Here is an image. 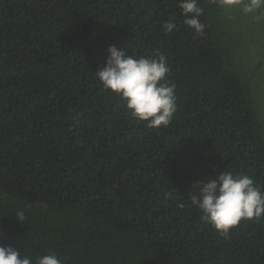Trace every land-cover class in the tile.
Returning <instances> with one entry per match:
<instances>
[{
  "label": "trees",
  "instance_id": "trees-1",
  "mask_svg": "<svg viewBox=\"0 0 264 264\" xmlns=\"http://www.w3.org/2000/svg\"><path fill=\"white\" fill-rule=\"evenodd\" d=\"M246 2L198 0L197 35L180 0H0V245L32 264H264V216L224 235L191 203L225 170L264 190V5ZM110 45L166 56L168 126L96 78Z\"/></svg>",
  "mask_w": 264,
  "mask_h": 264
},
{
  "label": "clouds",
  "instance_id": "clouds-1",
  "mask_svg": "<svg viewBox=\"0 0 264 264\" xmlns=\"http://www.w3.org/2000/svg\"><path fill=\"white\" fill-rule=\"evenodd\" d=\"M224 4H241L243 0H222ZM264 5V0L243 3L245 13ZM184 24L197 35H203L205 25L200 21L203 9L198 0H180ZM162 27L172 32L175 23L168 21ZM103 67L93 71L102 86L119 96L130 115L147 122L148 127L168 126L176 112V85L167 80L170 67L165 55L155 58L127 55V50L115 45L107 49ZM198 194L191 196V203L202 213L201 219L212 224L221 234L228 232L242 219L264 216V190L257 187L251 176L235 175L223 171L213 179L198 182ZM20 223L24 213H16ZM0 264H32L31 259L12 246L0 245ZM36 264H62L55 252L37 258Z\"/></svg>",
  "mask_w": 264,
  "mask_h": 264
}]
</instances>
